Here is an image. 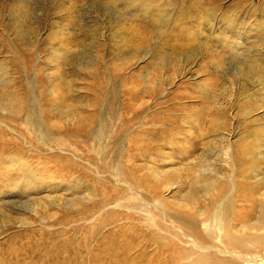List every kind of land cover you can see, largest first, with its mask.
Listing matches in <instances>:
<instances>
[{
  "label": "rangeland",
  "instance_id": "rangeland-1",
  "mask_svg": "<svg viewBox=\"0 0 264 264\" xmlns=\"http://www.w3.org/2000/svg\"><path fill=\"white\" fill-rule=\"evenodd\" d=\"M262 28L264 0H0V146H29L41 162L31 168L50 171L23 193L0 191V247L20 234L29 264L83 255L84 215L116 225L105 209L119 166L127 184L159 188L188 213L211 187L231 191L228 146L248 217L232 232L253 237L246 227L264 213V39L252 42ZM240 40L234 59L226 46Z\"/></svg>",
  "mask_w": 264,
  "mask_h": 264
},
{
  "label": "bare ground",
  "instance_id": "bare-ground-1",
  "mask_svg": "<svg viewBox=\"0 0 264 264\" xmlns=\"http://www.w3.org/2000/svg\"><path fill=\"white\" fill-rule=\"evenodd\" d=\"M134 1L137 0H123L125 6H129ZM161 18L166 21L165 15H162ZM204 18L202 26L209 35L210 31L214 30L213 20H211V14L205 15ZM261 26L260 24L259 28ZM261 31L264 33V28ZM262 32L259 31L252 36L253 43L262 42L264 39ZM189 35L190 41L195 42L198 38L195 31ZM204 43L200 41L197 45L200 48ZM242 45V41L240 43L236 41L231 46L227 45L226 48L232 49L231 57L235 59L242 55ZM6 84L8 83L0 81L2 89L6 87ZM43 135L38 133L39 139L44 140L45 135ZM48 145L50 144H46V146ZM222 154L230 171L227 183L232 186L231 191L224 193L213 185L214 187L210 188L212 190L207 191L209 194L203 193L202 197L205 198L201 200L202 202H198L200 196L195 199L193 205L190 206L191 209L189 207L188 213L187 209L184 210L185 208L181 207L184 205L178 204L179 202L175 203V200L163 195L159 188L145 189L127 184L124 181L121 166L116 167L109 173V176L116 182L113 187L118 190V195L114 198V203L109 202L110 204L105 209L106 213L115 209L118 216V218L115 217L116 225L106 229L107 226L95 223L93 215H84L83 224L86 225V228L79 226L76 231L81 233V230H84L82 231L84 232L83 238L91 239V247L89 248L88 243L81 246L79 242L77 247L85 250V252L82 251L83 255L75 252L66 255L67 252L61 254L56 251L50 253L52 257L45 258V264H209L217 257L219 263L213 262V264H264V213L257 222L245 226L246 231L254 234L253 237L250 236L247 239L232 232L236 230L234 223H246L248 217L240 216L243 211L241 210L242 205L237 203L233 196L236 184L234 178H231L235 172L231 148L229 146L223 148ZM29 156V146L16 143L0 146V191H4L5 194L10 191L7 193L10 195L15 190L23 193L26 190L25 187L19 189L21 183L22 186L28 183L35 185L40 176L50 174L46 165L42 171L31 168L34 163L39 165L41 162H38L40 159L30 158L29 160ZM103 174L104 172L102 174L96 172L98 181L106 182L109 185V180L105 179ZM124 186H126V190L121 188ZM3 204V202L0 203V205ZM2 213H5V210H0V214ZM245 215H248V212ZM90 219L91 222L87 223ZM106 219L110 220L109 217ZM9 220L11 221L10 218H7L8 222H10ZM19 235L12 234L0 247V264H29L26 261L29 259V249L24 251L23 244L21 247L15 245L21 238ZM23 236H28L27 238L31 240L29 233ZM81 258L87 259L85 262H81L83 261L80 260ZM77 260L79 262L76 263Z\"/></svg>",
  "mask_w": 264,
  "mask_h": 264
}]
</instances>
